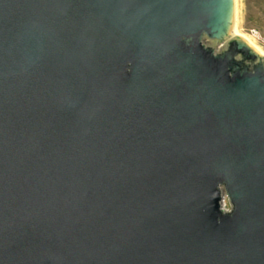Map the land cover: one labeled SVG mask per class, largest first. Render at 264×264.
Segmentation results:
<instances>
[{
    "label": "water",
    "instance_id": "95a60500",
    "mask_svg": "<svg viewBox=\"0 0 264 264\" xmlns=\"http://www.w3.org/2000/svg\"><path fill=\"white\" fill-rule=\"evenodd\" d=\"M234 8L0 0V264H264V56Z\"/></svg>",
    "mask_w": 264,
    "mask_h": 264
},
{
    "label": "rangeland",
    "instance_id": "374dc122",
    "mask_svg": "<svg viewBox=\"0 0 264 264\" xmlns=\"http://www.w3.org/2000/svg\"><path fill=\"white\" fill-rule=\"evenodd\" d=\"M235 5L232 35H241L248 42L250 39L260 47L263 52L259 53L264 56V0H235ZM224 44L225 40H217L215 50H219ZM224 206L229 207L226 196Z\"/></svg>",
    "mask_w": 264,
    "mask_h": 264
},
{
    "label": "bare ground",
    "instance_id": "6f19581e",
    "mask_svg": "<svg viewBox=\"0 0 264 264\" xmlns=\"http://www.w3.org/2000/svg\"><path fill=\"white\" fill-rule=\"evenodd\" d=\"M234 7L236 8V5H235V0H234ZM248 39V38H247ZM250 42V44L252 43L250 39H248ZM257 51L259 52H263L259 46L255 45L254 43L251 44Z\"/></svg>",
    "mask_w": 264,
    "mask_h": 264
}]
</instances>
